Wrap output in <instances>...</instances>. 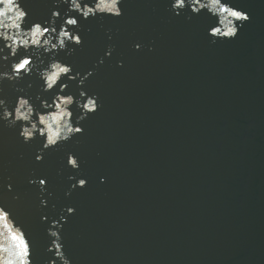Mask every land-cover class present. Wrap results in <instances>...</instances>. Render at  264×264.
<instances>
[{"label":"water","instance_id":"95a60500","mask_svg":"<svg viewBox=\"0 0 264 264\" xmlns=\"http://www.w3.org/2000/svg\"><path fill=\"white\" fill-rule=\"evenodd\" d=\"M25 4L30 23L51 18L54 0ZM122 7L121 17L80 15L83 43L70 44L75 48L71 55L60 53L77 71L95 68L84 90L99 95L100 108L83 121L82 134L45 150L38 162L42 138L25 144L19 129L0 126V204H7L25 226L41 264L56 258L54 250L47 252L54 239L48 228L61 215L67 218L60 221L63 250L72 264H236L160 0H124ZM62 23L57 19V27ZM136 42L144 45L139 51L133 47ZM109 44L116 50L101 65ZM28 79L34 82L30 91L35 95L41 81ZM69 91L79 95L76 82ZM74 111L80 115L78 108ZM69 152L79 157V170L67 164ZM69 176L88 183L68 196L75 183ZM102 176L107 178L104 183ZM30 178L45 179L47 191L41 195L40 185L30 184ZM7 183L14 192L7 191ZM13 195L20 199L13 200ZM41 198L48 200L47 207L40 205ZM68 207L75 213H67Z\"/></svg>","mask_w":264,"mask_h":264},{"label":"clouds","instance_id":"9594fccd","mask_svg":"<svg viewBox=\"0 0 264 264\" xmlns=\"http://www.w3.org/2000/svg\"><path fill=\"white\" fill-rule=\"evenodd\" d=\"M123 3L124 0H54L50 19L30 23L31 12L25 0H0V126L11 130L19 129V137L25 144L42 138L43 147L37 149L36 161H43L45 150L82 134L85 130L83 121L100 108L99 95H89L84 90L86 81L95 74V68L82 73L66 59L67 55L75 52V48L69 47L70 44L83 43L78 30V17H121ZM63 5H67V8L62 13L59 9ZM170 7L177 16L190 7L193 13L206 10L218 18L208 30L213 37V44L217 42V38H236L244 22L250 20L249 13L234 7L230 0H172ZM61 18L63 23L57 27V19ZM108 38L111 40L112 36L109 35ZM133 47L139 51L144 45L136 42ZM115 50V45L109 44L98 63L102 65L105 57H111ZM149 51H154V48L149 46ZM61 52L66 53L64 58H61ZM123 64V60L118 62L120 67ZM33 76L41 81L35 95L30 91L34 82L28 79ZM73 82L80 89L78 96L69 91ZM48 93L52 95L49 96ZM74 108L80 110V115L75 114ZM67 164L76 170L81 167L79 157L71 152L67 155ZM11 179V176L7 177L8 181ZM68 179L75 181L66 193L68 196L76 188H83L88 183L86 178L69 176ZM106 179L102 176L101 183L106 182ZM29 183H38L41 195L47 191L43 178H30ZM6 187L8 192H14L12 183H7ZM12 199L19 200L20 197L13 195ZM40 205L47 207L48 200L41 198ZM66 211L73 214L76 209L68 207ZM66 219V216L61 215L60 220L51 221L48 235L54 239L47 252L54 250L56 258L45 260L43 264H72L63 250L60 231L63 227L60 221ZM42 220L47 221L48 217L43 216ZM0 264H41L27 229L7 204H0Z\"/></svg>","mask_w":264,"mask_h":264},{"label":"snow or ice","instance_id":"6c2138e0","mask_svg":"<svg viewBox=\"0 0 264 264\" xmlns=\"http://www.w3.org/2000/svg\"><path fill=\"white\" fill-rule=\"evenodd\" d=\"M45 183H46V180H45Z\"/></svg>","mask_w":264,"mask_h":264}]
</instances>
